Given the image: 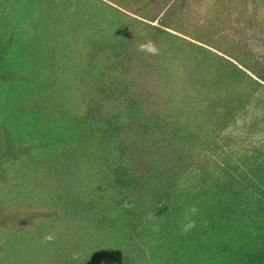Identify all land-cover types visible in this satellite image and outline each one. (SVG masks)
<instances>
[{"label": "rangeland", "instance_id": "rangeland-1", "mask_svg": "<svg viewBox=\"0 0 264 264\" xmlns=\"http://www.w3.org/2000/svg\"><path fill=\"white\" fill-rule=\"evenodd\" d=\"M257 4L0 0V264H264Z\"/></svg>", "mask_w": 264, "mask_h": 264}, {"label": "clouds", "instance_id": "clouds-1", "mask_svg": "<svg viewBox=\"0 0 264 264\" xmlns=\"http://www.w3.org/2000/svg\"><path fill=\"white\" fill-rule=\"evenodd\" d=\"M72 11H75V5L73 6V8L71 9ZM136 51L138 52H142V53H147L149 55H159L160 49L157 47L156 43L151 40H145L144 42L138 44ZM123 207L125 208H131V205L125 201ZM199 215V209L195 206L192 205L183 215L182 218V222L180 225V229H181V234L182 235H186L189 232H191L194 228H196L197 226V221L195 219L196 216ZM154 214L153 213H149L146 217L147 220L151 221L153 220ZM152 231L156 232L159 230V226L153 224L151 226ZM55 239V235L52 233H48L43 237V242H48ZM72 260L76 261V260H80V254L78 252H73L71 254L70 257ZM129 264H147V260L146 258H141V257H137V256H132L129 258Z\"/></svg>", "mask_w": 264, "mask_h": 264}, {"label": "trees", "instance_id": "trees-1", "mask_svg": "<svg viewBox=\"0 0 264 264\" xmlns=\"http://www.w3.org/2000/svg\"><path fill=\"white\" fill-rule=\"evenodd\" d=\"M260 4H257L259 7H264V0H257ZM161 10V9H160ZM164 11L166 9H163ZM150 18H155L156 16H149ZM156 30L163 32L164 29L158 26H155ZM233 61L243 66L251 75H254L257 79L264 81V59H261L260 56H255L249 54L243 58L240 57H231Z\"/></svg>", "mask_w": 264, "mask_h": 264}]
</instances>
